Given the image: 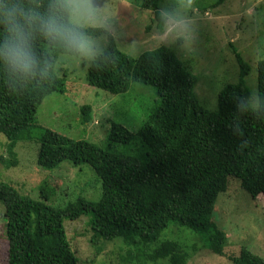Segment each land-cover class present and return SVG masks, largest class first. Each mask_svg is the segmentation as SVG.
<instances>
[{
    "label": "trees",
    "instance_id": "trees-1",
    "mask_svg": "<svg viewBox=\"0 0 264 264\" xmlns=\"http://www.w3.org/2000/svg\"><path fill=\"white\" fill-rule=\"evenodd\" d=\"M3 2L18 4L38 16L53 13L70 22L63 7L69 5L68 0ZM159 2L140 0V8L150 11L157 29L163 31ZM78 28L92 38L105 34L107 40L89 62L88 86L118 95L131 83L151 85L158 104L134 132L111 123L102 147L40 128L35 117L42 101L65 92L63 78L55 71L57 56L79 55L48 41L35 27L29 29L39 66L47 67L43 75L22 78L0 65V134L7 140L6 156L0 155V163L6 169L16 166V143L35 140L39 168L54 170L63 161L87 165L96 176L98 194L94 200L80 194L65 207L55 208L45 203L55 195L45 179L38 186L42 201L0 182L6 264H79L63 221L83 216L89 241L98 250V244L121 239L127 247L121 264H158L161 260L185 264L187 254L179 243L160 240L172 224L202 235L212 253L223 256L227 238L213 221V209L218 195L227 189L228 178L236 179L252 199L264 197V59L257 62V105L252 107L245 82L250 67L232 47L238 81L219 92L216 110L210 112L194 97L195 77L174 49L162 45L130 58L103 29ZM4 35L0 25V39ZM91 113L87 105L80 108L82 124L90 121ZM228 260L264 264L244 248Z\"/></svg>",
    "mask_w": 264,
    "mask_h": 264
},
{
    "label": "rangeland",
    "instance_id": "rangeland-1",
    "mask_svg": "<svg viewBox=\"0 0 264 264\" xmlns=\"http://www.w3.org/2000/svg\"><path fill=\"white\" fill-rule=\"evenodd\" d=\"M68 3L81 5L82 15L75 20V26L103 29L114 39L117 49L130 58L162 45L174 49L195 77L194 97L210 112L216 110L219 92L238 81L239 68L231 51L235 48L250 67L245 82L251 92L250 105H257L256 67L264 59V0H160L159 12H170L181 21L179 35L167 32L165 25L159 31L153 14L140 8V0H68ZM90 38L96 44V53L106 46L105 34ZM92 57L57 56L55 71L63 78L65 92L47 96L37 109L35 120L40 128L102 147L111 123L134 132L156 108L159 99L151 85L131 83L125 93L118 95L88 86L86 73ZM83 105L92 110L86 124L80 121L79 110ZM6 144V138L0 134L2 156H6ZM38 149L35 140L17 142L14 147L17 165L6 169L0 163V182L14 187L21 195L42 201L38 186L45 179L55 190V195L45 203L55 208L65 207L80 194L96 199L98 184L96 188V176L89 166H73L63 161L57 169L47 171L37 166ZM3 214L0 203V264H6L8 248ZM213 221L227 238L223 256L212 253L202 235L177 225L164 230L160 240L179 243L187 254L185 264H232L229 257L238 256L242 248L264 261V197L252 199L236 179L228 178L226 191L217 197ZM86 223L84 216L63 221L79 264H121L127 250L121 239L98 244V250L89 241ZM157 263L168 264L166 260Z\"/></svg>",
    "mask_w": 264,
    "mask_h": 264
},
{
    "label": "clouds",
    "instance_id": "clouds-1",
    "mask_svg": "<svg viewBox=\"0 0 264 264\" xmlns=\"http://www.w3.org/2000/svg\"><path fill=\"white\" fill-rule=\"evenodd\" d=\"M63 7L66 17L71 18V22L61 20L53 13L38 16L30 9L26 10L18 4H5L0 0V25L5 32L0 39V65L6 66L8 71L22 78L44 74L47 66H39L32 47L29 29L33 27L48 41L59 43L73 53L86 58L95 55L97 51L95 42L74 23L82 15L81 5ZM161 18L167 32L175 31L177 35L180 34L181 21L172 13L164 11Z\"/></svg>",
    "mask_w": 264,
    "mask_h": 264
}]
</instances>
